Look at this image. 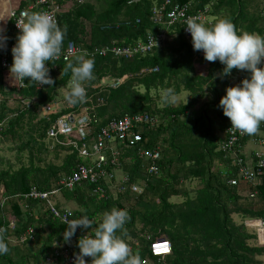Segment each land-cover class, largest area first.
Instances as JSON below:
<instances>
[{
    "label": "trees",
    "instance_id": "16d2710c",
    "mask_svg": "<svg viewBox=\"0 0 264 264\" xmlns=\"http://www.w3.org/2000/svg\"><path fill=\"white\" fill-rule=\"evenodd\" d=\"M35 1L23 0L16 10ZM161 1L88 0L79 4L53 0L59 6L58 24L67 26L63 44L73 41L91 50L112 42L135 45L162 28L166 34L151 52L132 59L94 56L95 79L86 83L85 103L70 105L64 99L71 72L65 74L63 68L75 63L76 57L65 63L48 62L54 84L40 89L27 79L25 86L17 89L10 72L0 67V144H9L6 151L15 153L16 162L11 163L0 152V227L7 229L9 246L8 254L0 255V264H67L63 256L51 263L46 259L54 250L71 247L79 251V238L92 230L77 229L66 242L63 233L67 225L53 218L44 202L24 199L32 189L57 191L50 196L54 206L69 210L72 219L86 215L96 225L112 208L127 210L131 219L125 224L124 238L148 264H263L258 257L264 256V245L250 244L257 238L255 231L248 232L233 216L243 221L264 220V167L255 169L258 184L231 186L228 181L237 178L238 168L231 155L220 151L231 122L219 102L226 88L250 78V73L233 69L224 76L223 64L207 61L206 73L196 74L194 60L203 51H194L192 38L185 40L180 26L162 27L150 19L152 9ZM172 1L183 4L188 0ZM197 6H210L215 16L224 10L227 14L221 18L230 19L238 30L264 36L261 0H198ZM218 20L216 17L211 26ZM3 35L8 37V46L14 38L12 20ZM12 60L11 56L10 64ZM154 67L158 70L153 73ZM144 69L148 72L142 73ZM120 79L123 81L116 87L111 86ZM166 88H173L177 95L187 91L190 98L186 103L166 105L161 101V91ZM9 101H14L15 107H8ZM47 105L54 106L49 114L44 113ZM84 108L99 124L91 127L94 133L89 144L98 127L112 118L147 114L158 119L154 127L135 129L141 140L134 146L118 148V170L128 176L122 192H117L114 182L99 183L104 198L94 193L95 185L88 182L71 190L58 186L61 178L89 161L49 138L47 131L61 115H78ZM259 136L264 140V123L258 134L244 135L236 155L245 160V147ZM142 151H157L159 156L152 160ZM43 154H52V159ZM151 166L155 172H148ZM133 186L140 191L133 192ZM24 236L27 239L19 243ZM159 238L170 241L172 247L163 259L153 257L149 250L150 243ZM85 260L91 264L90 257Z\"/></svg>",
    "mask_w": 264,
    "mask_h": 264
},
{
    "label": "clouds",
    "instance_id": "9594fccd",
    "mask_svg": "<svg viewBox=\"0 0 264 264\" xmlns=\"http://www.w3.org/2000/svg\"><path fill=\"white\" fill-rule=\"evenodd\" d=\"M134 3L135 0H129ZM186 29L191 34L194 51H203L208 62L219 61L225 67L223 75H230L233 69L247 71L250 78L240 84L226 88V95L219 102L223 114L231 122V129L242 135H256L264 123V36L238 30L228 18H221L213 26H206L199 17H189ZM20 34L12 48V64L9 72L16 84L36 82L39 86L53 85L49 75L48 62L57 59L63 49L67 26L58 24L55 16L47 11H25L16 22ZM8 37L0 29V50L6 48ZM95 61L86 51L78 55L75 63L69 62L63 72H71L64 99L70 105L86 102V83L95 79ZM161 101L166 105L177 102L173 88L161 91ZM131 219L127 210L112 208L103 213L96 225L88 216L67 222L63 233L66 242L74 236L77 228H91L78 240L79 253L74 254V264H144L139 251H133L124 237L125 224ZM95 225V227H92ZM7 229L0 227V255L9 252L5 238Z\"/></svg>",
    "mask_w": 264,
    "mask_h": 264
},
{
    "label": "built area",
    "instance_id": "2783aa9c",
    "mask_svg": "<svg viewBox=\"0 0 264 264\" xmlns=\"http://www.w3.org/2000/svg\"><path fill=\"white\" fill-rule=\"evenodd\" d=\"M75 1L80 4L88 0ZM197 5L198 0H188L183 4L174 3L172 0H162L161 3L152 9L150 19L153 24L160 25L162 27L165 25L180 26L182 28L185 40L190 41L191 34L186 29V20L189 17H199V21L207 25L208 23H206V13L210 12L211 10L210 6L199 8ZM41 6L45 7L41 11H47L53 14L56 18V13L59 10V6L54 3L53 0H36L35 2L27 5V7L24 9L13 10L10 12L9 20H12L14 38L5 49L0 50V67L3 70L9 71L10 69V59L12 56L11 50L15 46L17 37L20 34V30L17 28L16 22L21 19V14L23 12L31 11L35 7ZM261 8V17L264 18V0H261ZM164 39L165 32L160 30L156 34L148 33L144 41L138 42L135 45L124 46L112 42L110 45L95 47L91 50H85L73 41H66L63 44V49L60 56L51 62L55 64L57 62L65 63L70 61L73 57L83 54L85 51L90 54L91 58L94 56H112L115 58L132 59L136 55H145L151 52L152 49L155 46H158L159 42ZM261 67H264V64H262ZM157 70L158 69L154 67L150 71L154 73ZM50 72L51 69L49 68V75ZM145 72H148V70H142V73ZM121 81H123V79L113 83L111 86L116 87ZM34 83L36 85V89H40L44 86H39L36 82ZM13 84L17 87V89H21L25 86V82L24 84L18 85L14 80ZM53 110V105H47L45 107L44 113L49 114ZM157 124L158 119L147 114H124L119 118H112L104 125L99 126L97 133L92 139V143L89 144V137H91L94 133L92 132L91 127L93 125H99L96 118L90 116L85 108L78 115H72L70 113L61 115L54 123L51 124L50 128L48 129V137L59 142L61 145L72 148L82 159L88 160L89 164L78 166L73 174L61 178L58 181V186L71 190L76 186H80L83 182H88L92 185H95L94 193H97L101 198H104L106 195L99 183L104 182L109 185L110 183L114 182V187L117 189V192H122L124 183L128 181V176L120 174L119 178H117L116 171H119L118 168L120 156V150H118V148L121 146H134L141 140V135L135 131L136 128L143 125H151L154 127ZM243 137L244 135L240 134L237 130L231 129L230 124L224 132L223 141L220 145V151L223 154L231 155L233 157V164L238 168L237 178H231L228 181L231 186H236L240 182L252 185L258 184V182H256L255 169L259 170L264 167V154L262 153L252 151L253 153L251 154L250 165H247L246 159L243 160L236 155L235 150L239 146L240 140ZM258 143L264 147L263 139H259ZM141 154L147 155L152 160L157 159L159 156L157 151L152 153L142 151ZM252 163L254 164L252 165ZM155 171L156 169L154 166L149 167L148 172ZM131 190L133 192L140 191L135 186H133ZM56 192L57 191L39 192L32 189L28 194L24 195V199H33L44 202L45 210L48 211L53 218H56L63 224L67 225L68 221L73 220L71 217V212L69 210H60L54 206L50 196L54 195ZM242 224L246 228H254L253 230L256 233L257 239L262 243L261 245H264V239H260L261 237L264 238V220L249 219L244 220ZM77 229L82 231L85 230L82 228ZM88 233L89 232H86L85 235ZM26 239V236L22 237L19 243H23ZM149 250L153 257L163 259L165 256L171 254L172 247L170 241L164 238H159L150 243ZM78 253L79 251L73 250L71 247L64 248L62 252L54 250L53 255L47 258L46 262H54L57 257L63 256L67 264H72L75 260L74 254ZM143 261L144 264H148L146 260Z\"/></svg>",
    "mask_w": 264,
    "mask_h": 264
},
{
    "label": "rangeland",
    "instance_id": "374dc122",
    "mask_svg": "<svg viewBox=\"0 0 264 264\" xmlns=\"http://www.w3.org/2000/svg\"><path fill=\"white\" fill-rule=\"evenodd\" d=\"M227 13L223 10V11H218L217 12V14H216V16H215V14H213V12H212V10H210V12H208V13H206V23H208L209 24V22H210V25H206V26H211V24L213 23V21H214V19L217 17V19H221V17L223 16V15H226ZM263 24H264V21H263ZM161 30H163V28L161 29ZM164 31V30H163ZM165 32V31H164ZM165 37H166V34H165ZM86 40H88V38L86 39ZM161 42V41H160ZM159 42V43H160ZM159 45V44H158ZM206 73V72H205ZM234 80V79H233ZM234 82H235V80H234ZM190 98V94L189 93H187V91H182V92H180V94H178L177 95V102L174 104V105H177V104H180V103H186L187 101H188V99ZM15 105H16V103H14V101H9V103H8V107H10V108H13V107H15ZM259 139H261L260 138V136L259 137H257V138H252L250 141H252V142H250L246 147H245V149H244V153L247 155L248 153L250 154L249 156H250V158H251V154L253 153V152H259V153H262V154H264V147L262 146V145H260L259 143H258V140ZM7 145H9V144H7ZM7 145H1L0 144V148L2 149V151H0L1 153H2V155L3 156H5L7 159H9L10 161H11V163H13V164H15L16 162H15V159H14V152H7L6 151V146ZM91 150V149H90ZM253 151V152H252ZM45 156H47V158H49V159H52V154H48V155H46V154H43V156L42 157H45ZM14 159V160H13ZM16 168V167H15ZM116 174H117V178H119V176H120V174H121V172L120 171H116ZM112 191H114V189L112 188ZM60 199V198H59ZM244 220H246V219H244ZM233 221L235 222V223H238V224H241L242 223V221H243V219L242 218H240V217H238V216H236V215H234L233 216ZM247 229V231L248 232H254L253 231V229L254 228H246ZM260 239H264L263 237H261ZM250 244H253V245H256V246H261V242H259V240L256 238L255 240H252V241H250L249 242ZM258 259L259 260H261V262L264 264V256H260V257H258Z\"/></svg>",
    "mask_w": 264,
    "mask_h": 264
},
{
    "label": "crops",
    "instance_id": "0c3cea01",
    "mask_svg": "<svg viewBox=\"0 0 264 264\" xmlns=\"http://www.w3.org/2000/svg\"><path fill=\"white\" fill-rule=\"evenodd\" d=\"M22 1L23 0H0V29H2L3 32L5 31L7 24L9 22L10 12L18 9L20 2ZM208 25H210V22ZM195 55L196 54H194V56ZM196 57L197 58L194 60L195 72L198 75H204L207 69V61L204 59V53L202 52L201 55L198 54L196 55ZM249 155H250L249 153L246 155L247 165L251 164Z\"/></svg>",
    "mask_w": 264,
    "mask_h": 264
},
{
    "label": "water",
    "instance_id": "95a60500",
    "mask_svg": "<svg viewBox=\"0 0 264 264\" xmlns=\"http://www.w3.org/2000/svg\"><path fill=\"white\" fill-rule=\"evenodd\" d=\"M135 1H137V0H135Z\"/></svg>",
    "mask_w": 264,
    "mask_h": 264
}]
</instances>
